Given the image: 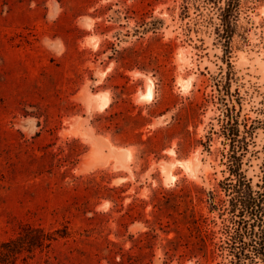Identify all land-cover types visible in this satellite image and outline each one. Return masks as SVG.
<instances>
[{
	"label": "rangeland",
	"instance_id": "rangeland-1",
	"mask_svg": "<svg viewBox=\"0 0 264 264\" xmlns=\"http://www.w3.org/2000/svg\"><path fill=\"white\" fill-rule=\"evenodd\" d=\"M227 110L255 184L264 0H0V243L28 225L55 239L18 264H224L179 190L225 198Z\"/></svg>",
	"mask_w": 264,
	"mask_h": 264
},
{
	"label": "trees",
	"instance_id": "trees-1",
	"mask_svg": "<svg viewBox=\"0 0 264 264\" xmlns=\"http://www.w3.org/2000/svg\"><path fill=\"white\" fill-rule=\"evenodd\" d=\"M230 5L229 2L222 14L226 26L231 24L233 16ZM230 37L227 33V38ZM224 120L222 135L230 146L225 155L229 174L220 183L225 198L215 190L205 192L196 185L181 188L179 191L183 196L190 197L184 221L199 252L207 255L209 250L212 254L218 251L226 260L224 264H264V174L255 184L246 176L242 166L249 132L245 125L243 131L240 130L238 120L228 110ZM194 197L199 202H206L210 212L217 211L222 220L220 242L213 241L217 233L214 229L216 221L196 209ZM54 239L44 228L23 226L16 237L0 243V264H18L19 259L25 260ZM209 246L212 248L208 249Z\"/></svg>",
	"mask_w": 264,
	"mask_h": 264
}]
</instances>
